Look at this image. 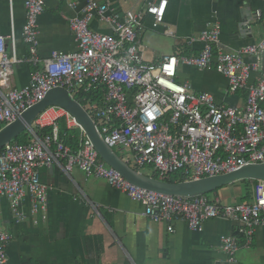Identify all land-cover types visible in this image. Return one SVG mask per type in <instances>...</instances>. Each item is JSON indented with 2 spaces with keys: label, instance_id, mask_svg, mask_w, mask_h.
Wrapping results in <instances>:
<instances>
[{
  "label": "built area",
  "instance_id": "2783aa9c",
  "mask_svg": "<svg viewBox=\"0 0 264 264\" xmlns=\"http://www.w3.org/2000/svg\"><path fill=\"white\" fill-rule=\"evenodd\" d=\"M168 4L169 0H160L140 11L119 13L97 0H72L75 14L69 22L78 49L54 51L42 58L38 36L45 1L25 0L22 39L27 54L19 55L15 31L0 35V130L49 91L64 87L73 98L81 92L89 96L84 108L104 142L125 163L138 171L150 167L160 180L167 181L177 172L186 180H198L264 164V39L224 51L218 48L221 26L216 23L202 31L203 47L198 55L171 54L159 62H148L143 43L145 20L152 18L157 28L164 22ZM96 18L108 23L110 32L93 30L91 23ZM21 62L35 70L30 83L18 88L14 74ZM181 65L216 69L228 78L229 94L247 91L245 106L219 104L208 91L194 92L189 83L177 80ZM254 73L260 75L251 82ZM62 118L68 130L79 128L81 132L76 148L61 138ZM47 127L52 128L50 132H39ZM25 132L30 135L27 143L12 140L0 149V203L9 200L17 222L25 217L22 205L28 198L32 212L48 211V186L42 182L40 169L58 165L70 177L79 168L87 176L105 179L141 202L151 220L168 223L170 231L177 219L193 231H202L207 220L228 218L239 222V233L250 239L264 226L263 180L256 182L253 202L223 204L205 194L159 193L131 183L107 165L65 108H45ZM11 241L10 232L0 230V264H10ZM240 244L235 235L222 238L231 261L236 260Z\"/></svg>",
  "mask_w": 264,
  "mask_h": 264
},
{
  "label": "crops",
  "instance_id": "0c3cea01",
  "mask_svg": "<svg viewBox=\"0 0 264 264\" xmlns=\"http://www.w3.org/2000/svg\"><path fill=\"white\" fill-rule=\"evenodd\" d=\"M44 1L45 11L39 17L40 56L76 51L78 42L69 22L75 14L72 0ZM97 1L123 13L140 11L160 0ZM25 21V0H0V35L16 32L20 56L28 52L22 39ZM153 22L146 18L143 35L148 62H159L171 54L198 55L203 47L202 31L216 23L221 26L218 48L232 51L264 39V0H169L164 22L157 28ZM91 27L110 32L108 23L98 18ZM148 31L172 39L171 53L158 54L156 49H149L145 43ZM34 70L27 62L17 64L14 85L20 88L29 84ZM179 73L177 80L189 83L194 92L208 91L219 104L245 106L247 91L229 94L228 78L216 69L181 65ZM259 75L254 73L251 82ZM61 120L66 124L65 118ZM75 129L79 131V145L81 132ZM140 171L149 176L156 174L150 167ZM40 175L48 186L46 213L32 212V200L28 198L22 205L25 217L17 222L9 200L0 203V230L12 235L10 264H264V226H259L250 239L239 233V222L228 218L209 219L202 231H193L187 222L177 219L170 231L168 223L151 220L141 202L103 178L87 176L79 168L70 177L58 165L42 167ZM256 182L239 179L210 192L208 197L223 204L253 202ZM229 235L241 242L235 261L222 247V238Z\"/></svg>",
  "mask_w": 264,
  "mask_h": 264
},
{
  "label": "water",
  "instance_id": "95a60500",
  "mask_svg": "<svg viewBox=\"0 0 264 264\" xmlns=\"http://www.w3.org/2000/svg\"><path fill=\"white\" fill-rule=\"evenodd\" d=\"M49 106L67 109L94 143L105 162L119 171L131 183L140 187L164 194L194 196L208 194L221 186L239 179L264 181V164H252L227 174L181 182L160 180L135 170L125 163L116 151L104 142L90 114L64 87L52 89L42 101L27 109L15 122L2 128L0 130V149L8 142L23 134L35 117Z\"/></svg>",
  "mask_w": 264,
  "mask_h": 264
},
{
  "label": "trees",
  "instance_id": "16d2710c",
  "mask_svg": "<svg viewBox=\"0 0 264 264\" xmlns=\"http://www.w3.org/2000/svg\"><path fill=\"white\" fill-rule=\"evenodd\" d=\"M87 94L85 93H77L75 98L82 104V105H86L87 104ZM87 98V99H86ZM60 127H61V138L64 140V142L70 146H73L74 148L77 147L78 145V139H79V131L77 129L74 130H68L66 127V124L64 121H60ZM52 128L47 127L44 129H40L39 132L42 133H48L51 131ZM29 133L28 132H24L23 134H21L18 138L14 139L15 141H19V142H23V143H27V141H29ZM154 177H157V174L153 175ZM186 177L183 176L182 172H177L175 174L172 175L171 178L167 179V181L170 182H181V181H185ZM216 190V189H215ZM208 196V194H205Z\"/></svg>",
  "mask_w": 264,
  "mask_h": 264
},
{
  "label": "rangeland",
  "instance_id": "374dc122",
  "mask_svg": "<svg viewBox=\"0 0 264 264\" xmlns=\"http://www.w3.org/2000/svg\"><path fill=\"white\" fill-rule=\"evenodd\" d=\"M160 39H162V41H160ZM145 43L147 44L149 49H156L157 52H159L158 54H160V53H168L169 54V53H171L170 47L174 43V41L172 39L170 40V39H166V38H160V36L158 37V34H156L154 31H148L146 36H145ZM179 78L182 79V76L180 73H179ZM144 171H146V170H144Z\"/></svg>",
  "mask_w": 264,
  "mask_h": 264
},
{
  "label": "clouds",
  "instance_id": "9594fccd",
  "mask_svg": "<svg viewBox=\"0 0 264 264\" xmlns=\"http://www.w3.org/2000/svg\"><path fill=\"white\" fill-rule=\"evenodd\" d=\"M257 181V180H256Z\"/></svg>",
  "mask_w": 264,
  "mask_h": 264
}]
</instances>
